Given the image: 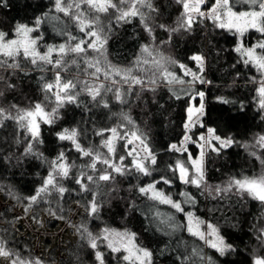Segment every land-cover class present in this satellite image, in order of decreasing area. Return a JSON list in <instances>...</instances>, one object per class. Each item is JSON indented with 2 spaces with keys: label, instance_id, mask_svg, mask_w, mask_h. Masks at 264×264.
Returning a JSON list of instances; mask_svg holds the SVG:
<instances>
[{
  "label": "trees",
  "instance_id": "obj_1",
  "mask_svg": "<svg viewBox=\"0 0 264 264\" xmlns=\"http://www.w3.org/2000/svg\"><path fill=\"white\" fill-rule=\"evenodd\" d=\"M153 5L158 13L152 14L154 20L150 23L176 27L183 12L182 5L176 0H153ZM247 9L248 5L243 0H237L233 10ZM109 16L111 19L107 26H111V32L105 48L110 63L121 68L134 65L141 52V45L151 42L158 53L177 62L169 70L185 83L167 84L159 80L157 84L150 85L148 79L144 78L145 86H135L132 93L125 96L126 103L118 102L114 91L104 94L108 107H103L102 103L96 104L86 92H81L78 103L65 104L59 109L54 123H41L39 140L42 142L35 144V151L43 154L40 158L23 155L28 133L19 129L14 121H5L4 126L0 127V193L2 201L10 204L0 209V237L8 240L9 246L20 250L23 256L37 258L32 253L30 238L19 236L14 208L20 207L25 211L28 202L24 198L36 193L51 170L50 162L57 159L61 152H64L69 163L75 165L71 175L78 176L81 170L97 174L83 167L89 162L88 157L76 151L70 141L58 138V134L65 129L75 128L79 131L78 140L83 147L110 157L111 162L125 167V174L113 173L114 180L100 182L103 195L97 196L100 207L94 215L88 212L91 194L81 192L80 186L72 178L60 181L72 191L65 193L59 205L57 194L53 193L47 197L50 203L33 205L27 214L31 213L32 217L38 219L41 215L49 217L45 225L54 229L58 222L69 219L72 206L78 204L85 209L84 215L79 218V227L86 228L94 236H101L105 229L127 234L136 247L152 253V264H208V258H211V264H253L255 256L264 257V246L256 239L257 229L264 227V206L247 195L241 197L235 190L218 196L208 189L183 183L176 164L178 161L184 163L191 175L187 156L171 150L170 146L182 140L189 103L197 93L203 92L205 110L202 128L197 127L192 136L202 133L203 128H211L215 130V135L231 137L235 141L227 149L207 152L205 177L209 188L224 187L233 177L264 174V147L256 144L258 137L264 135V109L259 107L260 97L257 92L264 82V73L251 63L245 65V58L236 51L239 46L247 49L264 42V33L249 29L241 36L232 30L217 27V22L200 19L191 32L181 30L171 36L155 27L153 41L138 18H134L131 23L117 24L112 15ZM37 18L40 19L38 26ZM73 23L68 16L55 10L54 0H4L0 4V31L8 33L9 38H16L17 24L34 28L31 36L37 39L41 53L49 46L58 47L67 43L70 36L76 38L72 45L80 39L87 41L86 35ZM256 52L264 50L256 48ZM196 54L205 57L204 72L200 76L208 83L196 81L189 84L188 81L192 79L177 66L184 64L198 73L191 59ZM3 59L8 58L0 57V60ZM17 61L22 70L0 67V77L4 78L0 81V91H4L0 97V107L8 109L16 105L21 109H29L41 103L49 109L52 104L46 97L43 85L54 80V70L57 68L42 63L33 65L22 56L17 57ZM8 63H12V60L8 59ZM66 72L61 71V75L67 77ZM83 74L92 76L89 72ZM76 80L79 87H83L87 78ZM6 84L15 87L8 88ZM116 87L124 92L128 85L121 82L112 86L113 89ZM112 128L117 129L119 141L116 140L115 153L111 155L103 147V141L112 136ZM98 132H103V135H97ZM134 132L143 137L144 143L156 157V164H148L151 175L137 172L123 149L124 141L121 137ZM189 151L192 156L196 155L192 145ZM121 156L124 157L123 161L120 160ZM106 167L97 164L98 169ZM162 178L170 183L165 184ZM149 183H155L156 189L179 202L183 211L140 194L138 187ZM9 189L19 199L10 196ZM189 197L192 198L191 202ZM50 206L53 209L62 207L63 212L57 215H63L65 219L50 216L46 211ZM189 213L194 221L197 218L201 221L199 227L202 230L205 224L214 225L235 250L220 255L198 236L189 233ZM85 237L77 231L76 242L61 251L63 258L58 261L53 252H50L49 259L38 258L45 264H99L95 257L96 251H99L103 255L104 264H137L125 260L123 252H113L105 245L97 243L98 247L92 249Z\"/></svg>",
  "mask_w": 264,
  "mask_h": 264
},
{
  "label": "snow or ice",
  "instance_id": "obj_2",
  "mask_svg": "<svg viewBox=\"0 0 264 264\" xmlns=\"http://www.w3.org/2000/svg\"><path fill=\"white\" fill-rule=\"evenodd\" d=\"M176 2L182 5L183 12L176 27L169 28L165 24L153 25L150 23L154 20L152 14L158 13V9L153 5V0H72L71 3H69L68 0H54L55 10L63 13L65 16H71L76 21L80 31L85 33L89 39L87 41L80 39L73 46H66L65 44H60L58 48L49 46L47 52L44 54L37 51V39L30 36V33L35 30L34 28L29 27L26 24H17L15 28V36L19 38H9L8 33L0 31V57L12 60V63H8V59L0 60V67L22 70L21 64L17 61V57L22 56L23 59L30 60L33 65H36L37 62L40 61L52 65L54 68L64 70L66 64V62L63 61L64 56L69 54H86L88 49H92L98 55L85 61L87 67L94 69L91 75L96 80H99L102 75L103 79L109 81L110 85H115L121 82L128 85L124 92H121L119 87L113 89L111 86L103 83L99 85H89L87 82H84L83 87H79V82L77 80L63 79L61 71H56L54 82H45L43 85L44 91L52 93L54 96V107H52L50 111H46L45 106L41 103H36L33 108L29 109H21L16 105H12L11 108L8 109L0 107V127L4 126L5 121L12 120L17 124L19 129L28 133V136L25 137L27 144L24 147V156L34 155L38 158L43 156L42 153L35 151V144L42 142L39 140L41 122L44 124L54 123L55 119L58 117L59 109L65 104L78 103V97L81 92H86L91 97L92 101L98 105L102 103L103 107L109 106L108 102L104 99V94L109 91L115 92V98L118 102L126 103L125 96L131 94L135 86H145L144 77L135 74L136 71L142 70L140 67L142 64H151L155 68V71L152 72V76L148 80V84L150 85L157 84L159 80H162L167 84H172L173 82L181 84L185 83L184 80L180 79L175 73L169 70L170 67L177 62L171 57L164 56L162 53H159V58H156V55H154L156 49L153 48L151 42L141 45L140 49L141 54L146 53L148 57H151V60L141 55L137 57L134 65L123 68L112 65L107 59L105 48L111 32V26H105L102 24L98 16L88 15L83 11H79L81 4L87 5L88 9L95 13L108 14L111 10L112 17L117 24L121 22L131 23L134 18H138L140 24L153 41L155 39L153 36L155 27L168 32L171 36L172 33L181 30L191 32L194 25L199 23L200 19L205 18L217 22L216 26L221 29H234L235 32L239 33L241 36H243L248 29H255L257 32L264 33V0H243V3L248 5V9L243 11L233 10L237 0H215V3L212 4L207 13L201 10V6L206 3V0H176ZM2 3H4V0H0V4ZM4 6L7 5L4 4ZM73 8L78 10L75 14L71 12ZM39 23L40 19L37 18V26ZM70 39L74 40L76 38L70 36ZM256 48L264 50V42H259L256 46L247 49L240 46L236 51L241 52L242 56L246 57L243 60L245 65L251 63L257 68V70L264 72V52L257 53ZM53 52H56L60 58L53 60ZM191 59L197 62L198 71L202 73L204 71L205 57L201 54H196L193 55ZM72 63L75 64L76 61L73 60ZM179 68L184 70L185 75L192 76V80L188 81L189 84H194L196 81H199L200 83L209 82L204 80L197 74V72H192L184 64H179ZM116 77H120V80L118 81ZM2 80H4V78L0 77V81ZM6 86L8 88L15 87L11 84H6ZM54 89L55 91H53ZM152 90L154 91L155 89L153 88ZM257 92L260 97L259 107L264 109V82L261 83ZM3 95L4 91H0V97ZM197 95L202 99L204 93L199 92ZM177 98L179 97L177 96ZM192 98L195 99V97ZM202 110L203 104L201 103L200 107L195 109V111L202 112ZM193 111L194 109L192 107L187 109L189 120L192 119ZM125 119H128L129 122H131L129 117L125 116ZM184 127L187 129L188 124L185 123ZM110 131L112 133V138L105 139L103 141V147L107 148L108 153L114 154L115 147L113 139L117 136V129L112 128ZM208 133L210 134L208 143L212 151L219 152L222 148L229 147L235 142L231 137L221 138L220 136L215 135L214 129L209 128ZM97 135H103V132H98ZM132 135L140 140L147 152V155L140 160L133 159L132 165L137 172L142 173L145 176L151 175L148 163L153 165L156 164V157L151 149L148 148L147 144L144 143L142 136H137L135 132ZM78 136L79 131L75 128L71 130L65 129L62 133L58 134V138L61 141H70L76 151L81 153L82 156L89 158V162L83 167L90 169L92 173L97 174L92 175L81 170L78 176L71 175L72 168L75 167V165L69 163L64 152H61L57 159L50 162L51 170L43 180L42 185L36 190V193L30 197L24 198L28 202L25 206L26 213L32 209L33 205H37L40 202L50 203L47 197H51L53 193L57 194V205H59V201L64 198L65 193H70L72 191L60 183V181L72 178L75 183L80 186L81 192L91 194L92 199L88 202V212L89 215H94L98 212L100 207L97 202V196L103 195L100 182H110L114 180L115 177L113 176V173L121 175L125 174L126 169L124 166L111 162L110 157L102 155L99 151L83 147L78 140ZM188 139L190 138L185 136V140ZM200 139L203 140L204 137L201 136ZM213 139L218 142V147L211 143V140ZM19 143L20 141L17 140V144ZM129 143H131V141H129ZM256 144L260 147H264V135L258 137ZM170 147L172 150L181 151V148H178L176 144H172ZM201 148H203L202 145ZM183 150L187 151L186 148ZM129 154L131 155L132 153L130 152ZM204 156L205 153L201 151L199 159L192 160L194 175H189V169L184 163L177 162L176 169L179 170V178L183 183L192 184L197 188L208 189L210 193L215 192L218 196L235 190V192L240 194L241 197L247 195L251 199L259 201L264 205V174L259 176H243L241 178L233 177L224 187L215 186L214 188H209L205 177ZM123 159L124 157L121 156L120 160L123 161ZM189 159L191 160V156H189ZM97 164H103L107 167L104 169H98ZM109 169L111 171H109ZM173 171H175V169H173ZM162 179L165 184L170 183L169 180L165 178ZM138 191L150 200L168 204L177 211H183L181 204L173 201L172 198L166 195L163 191L156 189L155 183H149L146 186H139ZM8 193L14 199H19L11 189L8 190ZM184 195L188 194L185 193ZM189 201H192L191 197H189ZM46 211L50 216L57 217L58 219H65L63 215H57L58 212H63L62 207L53 209L50 206ZM188 215L191 217L190 213ZM32 219L37 223L40 222L36 216H33ZM195 223L196 225H199L201 221L197 218ZM207 228L209 230L207 233L201 231L199 227H196L194 230L192 220L190 219L187 230L193 236H198L199 239L204 240L209 247L215 249L220 255L235 250L233 246L227 243L224 237L219 234V230L214 225L208 224ZM76 230L81 232L82 237H85L86 234L85 238L92 249L98 247L97 240L99 237L88 232L86 228L77 227ZM104 231L107 233L110 230L105 229ZM207 237H212V239H208ZM103 238L105 240L109 239L107 235ZM256 239L262 246H264V227L257 229ZM108 247L114 252L120 251V248L116 247L111 241L109 242ZM125 251L129 252V255L124 256L125 260H130L134 256L139 264H152V253L147 249L133 246L132 248H125ZM95 257L96 260L99 261V264H104L101 252L96 251ZM0 258L7 260L8 264H45V262L38 257L33 259L23 256L20 250L10 247L9 241L2 237H0ZM208 264H211V258H208ZM253 264H264V257L255 256L253 258Z\"/></svg>",
  "mask_w": 264,
  "mask_h": 264
},
{
  "label": "rangeland",
  "instance_id": "obj_3",
  "mask_svg": "<svg viewBox=\"0 0 264 264\" xmlns=\"http://www.w3.org/2000/svg\"><path fill=\"white\" fill-rule=\"evenodd\" d=\"M68 2L71 3L72 0H68ZM213 3H215V0H206V3L201 6V10L205 11L207 13L208 10L211 8ZM77 11L78 10L75 8H73L71 10V12L73 14H75ZM79 11H83L88 15L98 16L101 23L104 24L105 26H107L109 20L111 19L110 18L111 16H109V15H112L111 10L108 13L109 15H107L105 13H95L92 10L88 9L87 5H84V4H81V8ZM68 17H69V19L72 20V22H74L73 23L74 25L76 24L77 28L79 29V26L77 25L76 21L71 16H68ZM207 20H211V19H207ZM232 31L235 32L234 29ZM81 33H83V32H81ZM236 34L240 35L239 33H236ZM30 36H31V33H30ZM16 38H19V37H16ZM86 38L89 39L87 36H86ZM72 42H73V39H70V37H69L68 42L65 43V45L66 46H73ZM36 48H37V51L39 52L37 45H36ZM54 48H58V47H54ZM47 49H48V47L46 48V50L43 53H41V52L40 53L41 54L46 53ZM239 53L242 56V53L241 52H239ZM97 55L98 54L95 51H93L92 49H88L86 54H80V55L69 54V55H66L63 57V61L66 62L64 70L57 69L54 71L55 72L56 71H67L66 72L67 77H64L62 75L63 79L76 80V78H84L85 77V78H87L86 82L89 85H94L95 83L100 82V84L103 83L105 85L112 87L113 85H110L109 81L104 80L102 75H101V78L99 80H96L93 76L88 77V75L85 76L83 74L86 72L92 73L94 71V69L87 67L85 61L87 59L92 58V57H96ZM141 55H143L145 58H148L149 60H151V57H148L146 53L141 54V52H140L139 56H141ZM154 55H156V58H159V53L157 51L154 53ZM59 58L60 57L57 55L56 52L52 53V59L53 60L59 59ZM244 58H246V57H244ZM101 59H103V58H101ZM73 60L76 61L75 64L72 63ZM194 62H195L196 67L198 68L197 62L196 61H194ZM37 63L46 64V63H43L40 61H38ZM47 65H49V64H47ZM177 66L179 68V64H177ZM140 67L142 70L136 71V75L142 76V77L149 80V78L152 76V72L155 71V68L151 64H142ZM180 70L184 74V70H182V69H180ZM202 73L198 72L197 74L201 75ZM186 76H188L190 79H192L191 75H186ZM116 79L119 81L120 77H116ZM54 80H55V76H54ZM54 80L52 82H54ZM197 82H199V81H197ZM53 91H55V89ZM46 97L52 105L49 107V109L48 108H45V109H46V111H50L52 109V107H54V96L52 95V93L46 92ZM204 98L205 97L203 96V98L201 99L197 95L195 97V99H193V98L191 99L188 108L192 107L194 109V111L192 113V119L191 120L188 119V112L186 110V121H185V123L188 124V128L186 129L183 126L185 133H184V136H183L182 140L180 141V143L177 144V147L181 148V151L173 150L177 153H185L186 154L187 161L190 165V169H191V173H192L191 175H194V168L192 166V160H198L200 157L201 151H203L205 153V156H204V168H205L206 154H207V152L212 151L211 147L209 146V143H208V141L210 139V134L208 133L209 128H203L202 133L197 134L195 137L192 136V133L194 132V130L197 127L202 128V117L204 115V110H205ZM201 103L203 104L202 112L195 111V109H198L200 107ZM41 123H43V122H41ZM185 123H184V125H185ZM132 134L133 133H126V134H123V136L121 137V139L124 141V145H123L124 148L123 149L126 152V154L129 156L131 161H133V159L140 160L141 158H143L147 155V152L145 151L144 145L141 144L140 140L137 139ZM185 136H188L190 139L185 140ZM201 136L204 137L203 140L200 139ZM110 138H112V136ZM117 139L119 141V135H117L116 138L113 139L114 145H115ZM129 141H131V143H129ZM211 143L214 145H217V147L219 146L218 142L215 141L214 139L211 140ZM191 145L196 149V155L195 156H192V154L189 151V146H191ZM201 145L203 146V148H201ZM184 148H186L187 151H184L183 150ZM227 148L228 147L222 148V149H227ZM170 149H171V147H170ZM130 152L132 153L131 155L129 154ZM213 152H215V151H213ZM189 156H191V160L189 159ZM148 164H151V163H148ZM8 204H10V203H4L2 201V196L0 193V209L4 208ZM84 211H85V209L82 206H80L78 204H74L72 206V212L69 215V219L66 222L60 221L57 223V226L54 229H49L45 225L46 221L49 220V217H46L45 215H41L39 218L40 222L37 223L35 220L32 219L31 213L27 214L20 207L14 208V214L17 217V225L16 226L19 228L18 230H20L19 236L30 238V240L32 242V253H33V255H35L36 257H42L44 259H49L50 258V252H53V256L57 258L56 259L57 261L59 259L63 258L61 251L63 249H65L69 244L76 242V240H77V230L76 229H77V227H79V223H78L79 218L82 215H84ZM190 219L192 220L193 228L195 230L196 227H199V225H196L195 221L191 217H189L187 219L188 225H189ZM199 229H200V227H199ZM200 230L204 231L205 233H207L209 231L206 224L204 225V229L203 230L200 229ZM118 234H125V233L116 232V231H109L107 233L104 232L101 236L100 235L97 236V237H99V239L97 240V243L99 245H101V244L105 245V246H107V248L111 249L110 247H108V244L111 241L114 243V245L116 247L120 248V251L123 252L124 256L129 255V252L125 251V248H132L133 246H135L132 238L130 236H128L127 234H125V235H118ZM105 235H107L109 237L108 240H105L103 238ZM207 238L212 239V237H207ZM204 243H205V241H204ZM205 244H207V243H205ZM128 261L139 264V262L135 260L134 256L132 259H130ZM1 263L2 264H8V261L2 258ZM53 264H56V263L54 262Z\"/></svg>",
  "mask_w": 264,
  "mask_h": 264
}]
</instances>
